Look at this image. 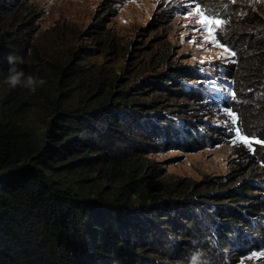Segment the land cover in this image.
<instances>
[{"label": "trees", "instance_id": "obj_1", "mask_svg": "<svg viewBox=\"0 0 264 264\" xmlns=\"http://www.w3.org/2000/svg\"><path fill=\"white\" fill-rule=\"evenodd\" d=\"M104 4L106 15L110 4ZM33 14L23 0H0V79L9 74L8 55L15 54L23 58L17 67L25 77L46 81L34 93L23 85L11 88L17 97L0 102V264H187L197 247L210 256L264 250V176L216 181L212 194L189 180L166 192L157 167L145 159L161 144L196 147L200 128L194 121L170 123L163 101L204 93L207 71L177 64L157 79L129 83L91 77L73 53L25 70L36 53L25 26ZM241 14V29L226 36L236 62L224 72L236 86L245 79L247 88L261 91L241 100L247 126L264 140V8L257 2ZM100 26L99 42L110 45L114 37ZM142 87L147 94H135ZM29 111L40 113L43 123L33 125ZM259 154L264 161V148ZM94 171L102 183L91 177ZM199 237L204 241L193 245ZM163 243L170 252H155Z\"/></svg>", "mask_w": 264, "mask_h": 264}, {"label": "rangeland", "instance_id": "obj_2", "mask_svg": "<svg viewBox=\"0 0 264 264\" xmlns=\"http://www.w3.org/2000/svg\"><path fill=\"white\" fill-rule=\"evenodd\" d=\"M23 1L34 13L25 26L31 29L27 35L35 44L36 51L24 63L25 70H31L33 64L52 55L53 60L73 53L75 62L82 65L91 77L110 75L121 81L129 79V83L145 76L157 79L169 74L172 66L177 64H195L199 69L207 71L201 79L204 93L185 100L163 101L166 106L162 110L170 117V123L181 127L182 122L194 121L201 134L196 135L198 142L191 150L168 149V146L161 144L157 150L145 155L147 163H154L157 167L156 174H159L158 179L164 187L162 190L167 192L166 189H176L178 182L189 180L188 183L199 182L200 186L204 185L205 189L201 191L212 194L219 188L211 186L216 181L227 184L249 175L264 176V161L259 154L264 145H255V153L243 144L231 145L230 141L234 136L230 131L232 123L224 111L226 108L233 110L244 131L253 134V138L260 139L259 132L254 127L247 126L241 97L244 98L245 93H252L246 95L252 99L258 98L261 91L247 88L243 77V84L236 86L233 79L226 76V65L231 62L217 58L220 49L211 45L201 49L197 46L200 42L198 38L197 43L189 42L193 39L191 27L188 26L190 17L186 18V5L190 0ZM257 2L264 8V0H204L201 7L211 8L227 18L229 23L224 35L230 46L226 39L227 33L234 28L241 29L237 24H243L244 21L242 14H239L256 6ZM104 3L110 4L109 10H105L106 15H103L106 7ZM214 4L221 6L212 7ZM96 24L101 25V33H109L114 37L110 45L99 42ZM242 29L248 30L249 27ZM112 44L119 46L111 47ZM122 46L126 48L121 49ZM126 52H129L128 58L124 56ZM49 63L48 60L44 65L48 68L46 74H49ZM11 88L5 80L0 79V102L4 101L9 105L17 97L8 93ZM145 90L147 88L138 90L135 94L146 95ZM232 93L236 95L235 100ZM182 102L186 103L185 106L181 105ZM28 113L31 114L30 111ZM29 120L33 125L43 123L40 113H32ZM184 124L192 127L190 123ZM129 130H133L131 126ZM181 132L184 133L185 129L182 128ZM91 177L102 183V178L98 177L96 171L91 173ZM107 183L109 187L114 185L109 181ZM200 241H204V237L196 238L192 243L198 245ZM163 244L160 248L154 245V248L157 247L154 251L162 254L170 252V245ZM250 244L254 246L255 243ZM152 248L153 244L147 249L151 251ZM261 251L264 250H252L240 257L231 256L233 253L230 251L215 252L213 256L207 255L208 264H264V258L248 259L251 254Z\"/></svg>", "mask_w": 264, "mask_h": 264}, {"label": "snow or ice", "instance_id": "obj_3", "mask_svg": "<svg viewBox=\"0 0 264 264\" xmlns=\"http://www.w3.org/2000/svg\"><path fill=\"white\" fill-rule=\"evenodd\" d=\"M204 0H190L186 5V18L190 17L188 26L191 27V35L193 39L190 43H197L198 47L203 49L206 45H211L214 48L220 49L217 53V58L222 60H229L232 63L236 61L232 58L236 56V52L231 48L225 40L226 27L229 21L226 17H222L219 12L213 11L211 8L205 9L201 7ZM233 100L236 99L235 93H232ZM226 115L231 119V132L234 133L230 143L233 146L243 144L253 153H255V145H264V140L253 138V134L246 133L243 129L242 123L238 121L237 114L226 108ZM264 258V251L260 253L251 254L248 259Z\"/></svg>", "mask_w": 264, "mask_h": 264}, {"label": "clouds", "instance_id": "obj_4", "mask_svg": "<svg viewBox=\"0 0 264 264\" xmlns=\"http://www.w3.org/2000/svg\"><path fill=\"white\" fill-rule=\"evenodd\" d=\"M7 61L9 64V74L5 79V83L10 87L16 88L17 86L23 85L34 93L38 86L46 83L44 79H38L32 75L25 77V72L17 67V65L24 62L21 56L9 54ZM187 264H208L206 252L203 249L197 248L188 257Z\"/></svg>", "mask_w": 264, "mask_h": 264}]
</instances>
